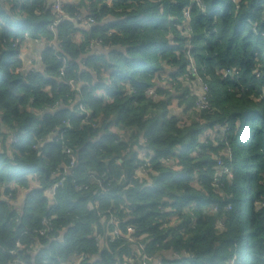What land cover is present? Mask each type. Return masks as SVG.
Instances as JSON below:
<instances>
[{
  "label": "trees",
  "instance_id": "1",
  "mask_svg": "<svg viewBox=\"0 0 264 264\" xmlns=\"http://www.w3.org/2000/svg\"><path fill=\"white\" fill-rule=\"evenodd\" d=\"M46 1L0 4V188L14 195L9 185L37 183L20 218L0 190V264H64L81 253L92 264H128L139 244L160 264H264V0H200L201 8L194 0H81L65 5L70 18L93 19L80 45L71 20L48 30ZM25 39L59 44L44 50V72L26 71L18 56ZM97 40L105 52L88 56ZM56 56L67 60L63 77ZM196 76L207 103L189 124L188 109L176 108ZM184 79L190 84L180 91ZM67 120L76 167L49 204L45 192L65 164L55 136ZM47 217L51 225L37 238L32 232ZM113 227L122 235L131 227L135 243H109ZM16 242L25 246L15 256L4 252ZM38 245L48 248L33 257L28 247Z\"/></svg>",
  "mask_w": 264,
  "mask_h": 264
},
{
  "label": "built area",
  "instance_id": "2",
  "mask_svg": "<svg viewBox=\"0 0 264 264\" xmlns=\"http://www.w3.org/2000/svg\"><path fill=\"white\" fill-rule=\"evenodd\" d=\"M3 0H0V2H2ZM195 3L196 7L201 8V4H200V0H194L193 1ZM65 5H66V0H50V13H51V23L50 25H48V30L51 33H56L57 27L64 22L65 20H70L69 15L66 13L65 11ZM185 17L188 18V10L185 13ZM77 19H79V16H77ZM88 24H92L93 23V19L92 18H88L87 19ZM100 44V41H93L89 44L88 46V50H92L94 47L98 46ZM47 48H54V49H59L60 46L59 44L56 42V39H53L50 42H47L46 44ZM20 56V55H18ZM56 59L61 63V68H60V75L63 77L66 73V68H67V60L64 56H56ZM33 69H29L28 72H32ZM191 71L193 72V75H195V70L194 68H191ZM199 87H200V94L197 96L199 103L197 105H195V107L199 108V109H204L206 106V93H207V88L206 86L201 82V80H197ZM66 83L70 89V91L72 93H76L79 94V83L76 82L73 79H69L66 80ZM153 93V92H151ZM77 109L79 112H81L82 115H85V117L89 116L88 111L84 108L83 105L78 104L77 105ZM71 128V123L69 120L65 121L62 123L61 125V130H59L57 132V135L55 136V141L56 142H60L62 145V151H63V155H64V161L65 164L63 166V171H62V177L58 179L57 182L54 183V185L52 186L51 189V196L55 197V193L56 191L62 187L63 182H64V176L67 173H72L71 171L76 167V162H77V157L76 154L74 153V150L71 149L67 144H65V135L67 133V131ZM1 133V130H0ZM10 140L9 143L10 144H14L17 143V139L14 136H10ZM223 174L221 175H226L228 174V169L224 168L220 170ZM146 173V170L144 168V165H142V167H140L139 169V173L140 174H144ZM58 177V175H56ZM93 180V179H92ZM97 183H99V181H95ZM77 189H83L86 190L87 187L84 185H79V186H75ZM104 190L102 188L101 193L103 194ZM49 215H51V211H49ZM102 222L107 223L108 225H112L111 224V220H106V218L102 217L101 218ZM51 222H50V218H44L41 222V229L37 230V231H33L32 233L38 238V237H43L46 235L48 228L50 227ZM134 233V230L131 227H127L125 234H121V232L113 227L110 230V233L107 237V240L109 243L115 241L116 239H118L120 236H124L128 239L132 238L131 235ZM133 239V238H132ZM95 241L97 242V245L100 244L101 240L100 237L97 235L95 236ZM135 243V240H132ZM17 244H20V242H16L15 243V247L17 246ZM138 250L136 251L135 254H131L130 258L128 259V264L133 263L134 261H137L138 264H160L159 261L157 260H153L152 258L148 257L145 253H144V245L139 244L138 245ZM31 247V246H30ZM24 248V246H21L18 250H22ZM10 255L15 256V254L9 252ZM73 264H92L91 259H89V256H87V254L81 253L76 260H74Z\"/></svg>",
  "mask_w": 264,
  "mask_h": 264
},
{
  "label": "crops",
  "instance_id": "3",
  "mask_svg": "<svg viewBox=\"0 0 264 264\" xmlns=\"http://www.w3.org/2000/svg\"><path fill=\"white\" fill-rule=\"evenodd\" d=\"M80 1L81 0H66V4L70 6L80 7ZM2 3L3 1L0 2L1 5ZM46 6L47 8H49L50 0L46 1ZM81 11H84V10H81ZM84 17L86 18L87 16L85 12L84 13L82 12V17H79V19H77V17L70 18L75 29H77V31L74 33V36H73V43H75L76 45H80L83 43V41L85 40L87 36L85 32H88L89 27L91 26V24H88L87 22L88 18L85 19ZM1 20L2 18H0V22ZM11 29L17 30L18 26L14 25L13 28L11 27ZM46 44L47 43L45 40H36V39H33V40L25 39L24 42L21 44L19 55H20V60L22 61L26 71H28L29 69H33V70L44 72L45 67L42 63V55H43L44 50L46 49ZM104 52L105 51L103 48L96 46L90 52H88L87 55L88 56L89 55L98 56V54H101ZM87 55L82 56V58L86 57ZM81 71L86 72V69L84 66H82V64H81ZM2 127H3V124L0 119V128ZM10 138L11 137H9L8 142ZM0 140L2 141V137H0ZM28 179H31V176H29ZM8 187L14 189L13 190L14 195L7 194L6 196H4L3 192L5 191V188L1 187L0 190H1V193L3 194L1 196V200H6L9 203V205L12 207V210L14 211L15 215L19 216L20 218L23 213L22 209L24 208L25 199L27 195L30 193L31 189H34L37 187V183L29 182V186L27 190L25 188L18 187L14 184L9 185ZM45 194L49 200V204L52 203L53 197L51 196V191L49 190V192H45ZM20 220L21 219H19V223H20ZM53 240L54 239H51L48 244H51ZM47 248L48 247L46 245H38V247L34 248L35 251L32 253L33 257H37L38 255H40L41 251L46 250ZM32 261H34V259ZM73 262L74 261L71 260L68 263H64V264H73Z\"/></svg>",
  "mask_w": 264,
  "mask_h": 264
},
{
  "label": "clouds",
  "instance_id": "4",
  "mask_svg": "<svg viewBox=\"0 0 264 264\" xmlns=\"http://www.w3.org/2000/svg\"><path fill=\"white\" fill-rule=\"evenodd\" d=\"M8 7L11 8L12 5H9ZM97 7H99V5H97ZM13 14L14 15H25V13H13ZM126 14L135 15L136 13H134L132 11V9L129 8L128 13H126ZM185 59H191V58L190 57H185ZM196 80H200V76H196ZM185 84H190V82L187 79H184L182 81V83L177 85V87L179 88L180 91H185V88H184ZM192 92H195V89H193L191 92H189L188 98L185 99L182 102L181 107L180 108H176L177 112H182L183 109H188V112L185 114V119H186L187 123H189V124H191L194 120H196L199 117L200 112H201V109L195 107V105H197L199 103V100L198 99L194 100L192 98V95H191ZM197 95L199 96V95H202V94L198 93ZM190 106H192V107H190ZM177 127L178 128H182L183 126L177 125ZM180 134L186 135L187 133L186 132H181ZM149 171H150V169H149ZM121 176H123V170L121 171ZM144 178H145L146 182H150V180H151V177L147 176L145 173H144ZM137 179L139 180V177H137ZM117 183H119V181H117ZM173 191H174V189H173ZM21 246H25L23 242H21L20 244H17L16 247L11 248V249L5 247L4 248V252H11V253L15 254ZM28 250L32 251V252L35 251V249L31 248V247H28ZM3 264H24V261H23L22 258L18 259V260H14V261L4 260Z\"/></svg>",
  "mask_w": 264,
  "mask_h": 264
},
{
  "label": "rangeland",
  "instance_id": "5",
  "mask_svg": "<svg viewBox=\"0 0 264 264\" xmlns=\"http://www.w3.org/2000/svg\"><path fill=\"white\" fill-rule=\"evenodd\" d=\"M191 72H192V71H191ZM192 74H193V72H192ZM194 85H195V87H193L192 90L195 89L194 94H195L196 96H198L197 94H198V93L200 94V87H199V84H198V82H196ZM167 91H168V96H167V97H171V94H173V93H172L173 91H172L171 89H168ZM221 165H222V164H221L220 162H217V167H221ZM219 173L223 174L221 171H220ZM219 177H220V176H219ZM222 224H223V223H222ZM219 227H222V226L219 225ZM244 257H245V256H244L243 254H240V255H239V259H238L239 262H242L243 259H244ZM230 263L233 264V263H234L233 260L230 261Z\"/></svg>",
  "mask_w": 264,
  "mask_h": 264
},
{
  "label": "water",
  "instance_id": "6",
  "mask_svg": "<svg viewBox=\"0 0 264 264\" xmlns=\"http://www.w3.org/2000/svg\"><path fill=\"white\" fill-rule=\"evenodd\" d=\"M54 241V240H53Z\"/></svg>",
  "mask_w": 264,
  "mask_h": 264
}]
</instances>
